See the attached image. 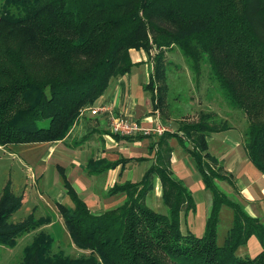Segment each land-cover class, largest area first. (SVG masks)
Segmentation results:
<instances>
[{"label":"trees","instance_id":"obj_1","mask_svg":"<svg viewBox=\"0 0 264 264\" xmlns=\"http://www.w3.org/2000/svg\"><path fill=\"white\" fill-rule=\"evenodd\" d=\"M176 49L196 81L208 65L227 104L243 112L248 122L245 152L264 174V0H0V146L64 140L81 111L95 105L112 79L136 66L133 50L145 51L153 63L145 89L162 122L168 116V54ZM217 118L210 112L196 123L180 121L177 131L167 127L151 149L155 161L145 177L115 185L110 193L125 194L126 200L103 215L92 214L64 177L73 206L58 208L81 252L76 257L55 252L57 241L32 214L9 222L22 208L23 197L7 183L0 195V245L12 248L18 238L35 232L19 264H264V224L222 190L220 183L234 182L209 153L208 137L232 125L225 118L217 128ZM173 138L192 156L212 193L202 237L181 230L182 213L195 212L196 204L171 170ZM120 164L99 163L101 171ZM157 179L167 214L146 205ZM223 206L234 210V221L226 243L219 246ZM252 237L261 252L255 258L239 257L237 250Z\"/></svg>","mask_w":264,"mask_h":264},{"label":"crops","instance_id":"obj_2","mask_svg":"<svg viewBox=\"0 0 264 264\" xmlns=\"http://www.w3.org/2000/svg\"><path fill=\"white\" fill-rule=\"evenodd\" d=\"M131 57L136 66L125 76L112 79L105 94L95 103L109 105L110 114L81 116L62 141L0 146V166L7 162L6 159L11 155L9 151H18L21 157L19 161L25 165V178L30 181V186L24 184L21 192L15 195L23 197L24 207L31 205L28 216L32 214L35 219L43 221L41 229L44 231L58 226L66 228L58 205L72 207L73 203L65 188L64 177L86 202L91 213L100 216L121 207L126 200L125 194L110 193L115 185H123L129 181L140 182L149 166L154 163L156 152L151 149L160 136L145 137L137 134L131 140H118L110 129L111 114L138 121L144 127H155L158 122L152 94L145 89L153 72V63L143 50H133ZM199 103L200 107L204 105L203 102ZM197 113L187 114L180 121L197 119ZM163 118L160 123L169 128L168 123L172 122L168 116ZM178 127L173 128L172 132L177 131ZM228 127V130L217 133L227 135L238 132L234 125ZM212 141L208 137L209 153L223 163L226 173L231 176L238 201L252 217L264 219V174L246 154L243 139L227 135L222 143ZM169 143L173 147L171 170L187 186V181L190 183L194 175H199L196 163L177 139H170ZM187 145L190 146L189 143ZM141 158L146 160H140ZM192 159L194 167L190 165ZM118 161L121 162L120 165L101 171L104 165H99L100 162L108 165ZM182 161L186 163L185 169L181 166ZM8 166L5 164L7 170ZM1 175L0 195L7 183L11 190L15 184L10 173L1 172ZM154 191L153 195L157 199L162 196L163 189L159 179L156 180Z\"/></svg>","mask_w":264,"mask_h":264},{"label":"rangeland","instance_id":"obj_3","mask_svg":"<svg viewBox=\"0 0 264 264\" xmlns=\"http://www.w3.org/2000/svg\"><path fill=\"white\" fill-rule=\"evenodd\" d=\"M168 60L171 61V63L167 66V84L169 87V93L167 99L168 111L166 110V114H168L170 122L173 123H168L169 128L176 129L180 120L185 118L187 114L192 115L198 111L197 119L185 121L186 123H196L201 120L202 114L216 112L218 114L215 123L217 128H220L224 124L226 118V121L230 124L238 126V132L232 134L229 133L227 134L228 137L244 139V131L247 129L248 122L243 116L242 111H234L231 106L227 104L219 85L210 78V69L208 65L203 66V76L198 82L195 80L196 78L190 69L189 62L179 49H176V52L170 53L168 55ZM199 102H203L204 105L200 107ZM225 135L226 133H214L209 137L213 139L214 142L212 141V143H222V140L227 136ZM17 152L18 151L15 149L9 151V154L11 155L6 159L7 162H4V165L0 166V182L3 178L1 172L4 174L10 173V178L12 182L15 183L12 187V192L14 194H19L24 184L30 186V181L25 178V165H22L21 161H19L21 157ZM5 164L9 165V170L5 168ZM190 165L194 167L193 159L192 162H190ZM190 165L188 164L189 172L192 171ZM151 166L152 164L149 168ZM181 166L185 169L186 163L182 161ZM187 183V187L193 194L196 209L195 212H191L187 216L184 212L182 213L181 230L183 234L192 233L195 236L202 237L206 233L207 222L211 211L212 193L206 189L200 175H194L191 178L190 183L188 181ZM220 187L231 198L238 201L239 198L234 190V186L227 182H223L220 183ZM154 192L155 191L147 196L146 205L158 213L167 214L168 207L164 203L162 196H158L159 198L157 199L153 195ZM30 206L31 205L23 206V208L9 218V222L17 223L24 220L29 214ZM242 206L246 210V207L243 204ZM233 221L234 210L227 206L221 207L217 227V241L219 246H223L226 243L228 232L233 225ZM261 221L264 224V219ZM46 231L53 239H55V241H57V243L54 244L55 252L59 253L63 251L66 255L75 257L81 253L74 247L66 228L58 226L47 229ZM34 233L25 234L18 238L16 245L12 248L0 245V264H19L23 258L24 248L31 243ZM261 250L262 246L258 239L252 237L246 246H242L237 250V255L242 258H255Z\"/></svg>","mask_w":264,"mask_h":264},{"label":"built area","instance_id":"obj_4","mask_svg":"<svg viewBox=\"0 0 264 264\" xmlns=\"http://www.w3.org/2000/svg\"><path fill=\"white\" fill-rule=\"evenodd\" d=\"M111 107L109 105H92L84 108L81 111L80 117L86 114L91 116H97L98 114L105 113L110 114ZM158 122L155 127H144L142 123L138 121H132L125 116H116L111 114L110 116V129L113 135L120 136H135L140 134L145 137H151L154 135L162 136L169 129L160 123L159 114L156 113Z\"/></svg>","mask_w":264,"mask_h":264}]
</instances>
